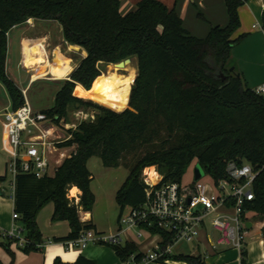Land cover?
Segmentation results:
<instances>
[{
  "label": "trees",
  "instance_id": "1",
  "mask_svg": "<svg viewBox=\"0 0 264 264\" xmlns=\"http://www.w3.org/2000/svg\"><path fill=\"white\" fill-rule=\"evenodd\" d=\"M246 1L225 0L227 23H209L207 35L200 37L185 26L177 7L169 9L160 0H140L135 10L125 14L121 0H0V82L12 109L21 107L25 99L7 72L8 34L30 19L58 21L65 42L86 51L62 80L54 105L43 111L59 122L68 117L71 108L95 109L94 118L79 123L73 131L66 144H75L74 152L53 175L38 178L20 173L15 178L14 210L31 241L25 251L36 250L42 243L37 216L50 203L54 204L51 220L68 221L71 227L67 236L54 241L74 240L82 230L95 229L92 221H82L80 215L81 211L92 212L96 201L88 167L94 156L108 167L120 166L126 153L136 156L116 193L120 215L126 207L144 201L143 171L148 167L157 168L162 183H181L196 160L217 182L226 177L230 161L248 162L258 172L255 198L248 209L264 219V95L251 88L231 63L232 49L246 37L233 38L241 26L239 7ZM197 16L205 19L201 10ZM127 58L137 59L138 73L126 108L116 111L77 93L81 85L92 90L109 64ZM5 179L6 175L0 176V181ZM73 187L81 191L78 202L69 196ZM154 232L165 238L163 247L173 243L170 233ZM0 245L14 259L11 242ZM114 249L122 260L134 256L141 262L144 257L135 242L114 245ZM243 255L245 258V251ZM165 257L206 264L202 255ZM0 264L4 263L0 260ZM54 264L97 262L80 255L74 263L58 257Z\"/></svg>",
  "mask_w": 264,
  "mask_h": 264
},
{
  "label": "built area",
  "instance_id": "2",
  "mask_svg": "<svg viewBox=\"0 0 264 264\" xmlns=\"http://www.w3.org/2000/svg\"><path fill=\"white\" fill-rule=\"evenodd\" d=\"M198 3L203 5L201 1ZM256 92L263 94L264 84ZM24 99L21 107L9 108L4 113L7 134L13 146V160L10 163L14 175L11 187L13 195L18 174H30L38 178L53 175L58 166L74 152L73 145L66 143L72 139L78 124L94 118V114L81 112V120L77 124H68L66 118L57 122L43 110L35 109L26 93ZM148 168L144 170L143 177L145 199L139 206L124 209L117 232L100 235L94 229L82 230L78 238L66 242L67 246L82 248L90 242L120 245L134 242V238L147 234L159 238V242L148 253H142L144 257L141 262L132 256L130 260L133 264L168 260L165 256L172 255L173 246L180 241H204L205 244V241L213 240V248L236 249L241 260L244 259L243 252L249 232L247 214L251 212L248 204L255 198L253 186L258 176L250 163L230 161L225 178L213 181L212 184L194 181L185 187L177 182L162 183V175L157 169V179L150 182L147 177ZM69 196L79 201V196ZM13 218L17 221L21 216L15 212ZM134 228L140 231L134 233ZM155 229L170 233L173 243L163 247L165 238L161 232H154ZM212 232L216 233L215 239ZM1 242H11V246L19 248L31 244L23 225L17 223L11 229H5L0 224Z\"/></svg>",
  "mask_w": 264,
  "mask_h": 264
},
{
  "label": "crops",
  "instance_id": "3",
  "mask_svg": "<svg viewBox=\"0 0 264 264\" xmlns=\"http://www.w3.org/2000/svg\"><path fill=\"white\" fill-rule=\"evenodd\" d=\"M121 1H122L121 12L125 14L128 13L129 11L135 10L140 0H121ZM160 1H162L165 5H167L169 9H173L174 7H177L179 14L184 19L185 26L193 34L200 37H204L207 35L209 31V23L225 25L228 21L225 0H195V1L189 0L195 6L197 5L202 9L205 19L200 18L201 22H207V24L206 23L199 24L200 26L196 25L193 27H188L186 25V21L184 17L186 7L180 3V0H160ZM198 1H201L203 5H200ZM263 10H264V0H247L243 5L239 7L241 26L236 31L233 38H237L242 34H246V37L232 49V55H231V63L237 68L238 71H240L243 74L248 85L255 90L259 86L264 84V27L262 25ZM30 21L38 22L39 20L30 19ZM50 37H51L50 33H48V31H45V29H39L37 31L35 30V32H33L30 35L22 34L19 40L21 58L18 64H21L23 66L22 62L24 59L25 44L27 42H33L42 39L45 40L46 42L45 50L47 54L46 60L48 62L40 65H42L41 69L44 68L48 69L47 68L48 63L51 61L49 59V54L47 49V46L49 45ZM61 37H63V41H64V36ZM57 47H59L61 49L60 51L63 53L61 60L64 59L65 57L70 59V61H68L65 66V70H66V68L70 64L68 68V72L65 75V77L54 78V77H47V75L42 77H36L35 76L36 65L35 67L32 68L25 67L26 71H29V69H33V68H35V70L34 73L30 74V78L25 87H22L20 84L19 85L17 84L23 90L24 93L26 94L28 93L31 83L34 82L35 80L48 79V80H55L62 82V80L68 78L67 77L69 76L68 73L73 70L71 69V66L75 61L74 56L66 51V48H64V43L57 42L54 45V49H53L54 59L56 57ZM83 51L85 53L84 55L86 56V51L85 50ZM7 64H8V58H7ZM123 75H127V73ZM136 76H137V70H136ZM133 79L134 77L132 78V85H133ZM79 85L81 84L77 83V86ZM130 94H128L126 97L127 102H128V96ZM9 108H12L11 101H10V105L6 108V110ZM38 110H42V109H38ZM74 188H77V192L75 194H72V190ZM72 190H71V196H79L81 194V191L78 187H73ZM14 213H15L14 195L12 194V191H11V196L7 197L4 195V192L1 189L0 190V224L2 225V227H4L5 229H11L14 223L21 224L20 220L17 221L14 220L13 218ZM40 213L41 212H39L37 216V222L43 235V241L41 244H39L40 246H37L36 250L27 252L23 248H19L12 245L11 249L14 252V259H13L12 256L4 249V247L0 245V260L4 264H11L12 262H13L12 264H54V260L58 257L61 258L64 262L74 263L80 255L95 260L97 264H133L131 260H127V261L122 260L117 255L116 250L114 249V245L101 243V242H90L87 246L82 248H70L67 246L66 242L54 241L55 237H65L71 232L70 224L68 221L53 222L51 220L53 214L52 211L48 217L49 218L48 223L42 226ZM81 215H82L81 216L82 221L85 222L92 221L95 224L96 227L94 230L97 233L108 234L105 232V228L100 227L95 222L93 211L82 212ZM247 225L249 232L245 244V258H244L245 263L242 262L238 250L227 249V248L217 250L212 247L213 243L210 241H205L206 244L205 245L203 243L204 238L202 240L203 242H195L197 244L198 249L202 245H204V247L206 248L204 253H202L200 249L199 251H193L191 253H183V252L174 253L172 250V255H180V254H190L193 256L202 255L205 259L206 264H264V219H262L258 214L254 212H249L247 214ZM143 236H145L144 238L145 240L141 241L140 238H142ZM143 236L134 238V242L138 247V251L140 253L146 254L151 249H153V246L155 245L156 242H159V238L157 237L155 238L147 234H144ZM213 236L215 239L216 233H214ZM142 264H190V263L182 260L168 259V260H159V261H148Z\"/></svg>",
  "mask_w": 264,
  "mask_h": 264
},
{
  "label": "rangeland",
  "instance_id": "4",
  "mask_svg": "<svg viewBox=\"0 0 264 264\" xmlns=\"http://www.w3.org/2000/svg\"><path fill=\"white\" fill-rule=\"evenodd\" d=\"M180 3L186 7L184 17L186 25L188 27H193L196 25L200 26L199 24L205 23L207 24V22H201V19L197 16V11H202L199 6H195L189 0H180ZM39 29H45V31H48V33H50L51 37L49 39V45L47 46V49L49 59L51 61L54 59L53 49L54 45L57 42L64 43V48H66V51L74 56L75 61L72 64L71 69L74 70L78 66L82 58L85 56L83 50H76L67 43H65V40L63 41V37H61L63 36L62 25L58 21L39 20L38 22H31L30 20H28L27 22L14 27L8 34L9 50L7 72L10 77L22 87L26 86L30 78V74L34 73L35 68L26 71L25 67H23L21 64H18L21 58L19 40L22 34L30 35L35 32V30L37 31ZM49 64L50 62L48 63V66ZM69 65L63 74L55 77H65L68 72ZM128 67H130V70L134 72L135 77L136 70L138 73V65L136 58H134L132 62L126 67L127 69L114 68L113 64H109L106 67V72H113L116 70L118 73L121 72V74H126L128 73ZM41 68L42 65H37L35 71H38ZM72 71H70L68 75H70ZM45 75H47V77H53L49 69H46L45 71L39 73L40 77ZM61 86V81L48 79L35 80L30 85V88L27 93V98L35 109H48L54 105L55 95L57 91L61 88ZM85 91V88H83L82 86L77 89V93H79L80 96L81 93H83V98H85ZM9 105L10 97L4 85L0 82V176L6 175V179L4 181H0V188L3 190L4 195L7 197L11 196V187L14 181L13 171L10 167V163L13 160V146L9 140L6 131V121L4 116L5 110ZM81 112L92 115L95 113V109L90 107H76L74 109L71 108L68 117L66 118L67 123L77 124L78 121L81 120ZM75 147L76 145H73L72 151L75 149ZM135 157L136 156L133 152L126 153L122 163L120 164V166L117 167H108L103 165L102 160L99 156L92 157L88 162V167L93 174L91 189L96 197V201L93 208L94 219L100 227L105 228V232L108 234L117 232V229L120 226V206L116 201V193L128 177L131 167L130 164L135 161ZM147 171L153 172L154 170L150 169ZM199 180L206 184L213 183L212 177L204 171L202 166L196 160H194L186 169V172L182 177L181 184L183 187H185L191 185L194 181ZM53 208L54 204L50 203L40 211L42 226L48 223V217L53 211ZM139 231V228L133 229L134 233H138ZM213 235L214 232H212V237L214 239ZM144 238L145 236L140 238V240H145ZM214 248L217 250L219 249L216 246H214ZM199 249L202 253H204L206 248L204 247V245H202ZM199 249L197 248V244L195 242L188 243L186 241H180L176 243L172 248L174 253H191L193 251H199Z\"/></svg>",
  "mask_w": 264,
  "mask_h": 264
},
{
  "label": "bare ground",
  "instance_id": "5",
  "mask_svg": "<svg viewBox=\"0 0 264 264\" xmlns=\"http://www.w3.org/2000/svg\"><path fill=\"white\" fill-rule=\"evenodd\" d=\"M45 45L46 42L42 39L27 42L25 44L24 59L22 62L23 66L26 68H32L35 67V65L37 66L47 63ZM60 50L61 49L57 47L56 57L53 61H50V64L47 67L53 77L63 74L67 62L70 61L69 58H64V55V59L61 60L63 53ZM45 69L46 68L36 71L35 76L40 77L39 73ZM130 69L131 68L128 67L129 73H127V75L119 74L116 70L113 72L103 73L94 81L92 90L85 91V98L116 111L123 110L128 104L126 97L130 94L132 78L134 77V72ZM150 168H154V170H156V167L154 166ZM153 172L147 171V177L150 182H153L158 177V174ZM76 192L77 188H74L72 190V194H75Z\"/></svg>",
  "mask_w": 264,
  "mask_h": 264
},
{
  "label": "water",
  "instance_id": "6",
  "mask_svg": "<svg viewBox=\"0 0 264 264\" xmlns=\"http://www.w3.org/2000/svg\"><path fill=\"white\" fill-rule=\"evenodd\" d=\"M71 47H73L76 50H80V47H77V46H74V45H71ZM131 62H132V59L131 58H127V59L122 60V61H120L118 63H114L113 65H114V68L125 69Z\"/></svg>",
  "mask_w": 264,
  "mask_h": 264
}]
</instances>
